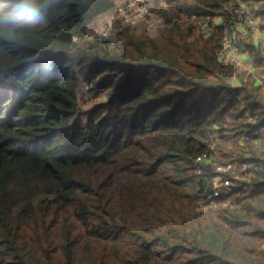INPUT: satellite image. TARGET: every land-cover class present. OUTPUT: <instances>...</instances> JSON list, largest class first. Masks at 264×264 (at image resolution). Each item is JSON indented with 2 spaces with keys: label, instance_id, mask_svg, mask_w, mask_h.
Segmentation results:
<instances>
[{
  "label": "trees",
  "instance_id": "trees-1",
  "mask_svg": "<svg viewBox=\"0 0 264 264\" xmlns=\"http://www.w3.org/2000/svg\"><path fill=\"white\" fill-rule=\"evenodd\" d=\"M36 2L13 20L19 0H0V264H264V46L233 15L264 0H158L162 47L87 39L114 0ZM183 18L215 33L191 41ZM74 65L104 96L86 123ZM229 164L237 191L209 202Z\"/></svg>",
  "mask_w": 264,
  "mask_h": 264
},
{
  "label": "rangeland",
  "instance_id": "rangeland-1",
  "mask_svg": "<svg viewBox=\"0 0 264 264\" xmlns=\"http://www.w3.org/2000/svg\"><path fill=\"white\" fill-rule=\"evenodd\" d=\"M114 1L115 7L109 13L97 17L92 21V23H90L86 35L87 39H94L101 35L107 36L110 39H114L117 33L123 32L125 28H130L136 37L149 38L155 40V42L160 47L163 46L160 43L165 40L163 30L166 28L168 23L158 12V9H160V5L157 3L158 0H150L148 3V7L151 8L155 13L154 16L140 20L135 24H129L130 27L126 24L123 15H127V12L130 10V8L133 5L138 4V0ZM139 3H142V1L139 0ZM243 9H245V17H243L240 21V23L242 22L240 29L242 30L243 37L246 38L248 33H252V40L256 44H261L264 46V16L258 13L259 6H243ZM209 21V19L183 18V20L178 23L191 25L195 33L194 39H191V41H194L197 39L201 40V37L207 38L211 34L215 33V30H213L214 28L207 25ZM220 23H222V18L220 19L215 17L213 20L214 26ZM225 37H227L228 40H233L235 42L236 40L233 37H229L227 35H223V37L221 38V49L227 50L228 53V55H226V63L235 64L239 71L246 73L249 72V75L252 77V79L259 80V78L261 77V74H259L261 70H259V68H257L254 63H252L251 58L245 51L239 50L243 49L242 45L239 48L236 47L235 50H231L227 47V44L224 41ZM74 67L76 68L77 94L80 109L82 112V121L83 123H86L91 110L98 103L104 101V96H96L93 93L89 92L91 88L90 84L86 83L83 74L80 70H78V66L74 65ZM99 118L100 115L97 116L94 120L98 121Z\"/></svg>",
  "mask_w": 264,
  "mask_h": 264
},
{
  "label": "built area",
  "instance_id": "built-area-1",
  "mask_svg": "<svg viewBox=\"0 0 264 264\" xmlns=\"http://www.w3.org/2000/svg\"><path fill=\"white\" fill-rule=\"evenodd\" d=\"M142 3H139L137 5H133L130 10L127 12V15H123V18L128 26L129 24H135L139 22L140 20H143L148 17H152L155 15L154 11L148 7V3L150 0H141ZM234 18L238 21V24H240V21L243 17H245V9L235 10ZM242 23V22H241ZM234 38V37H233ZM235 39V38H234ZM236 40V39H235ZM224 41L227 44V47L231 50H235L236 47H240L238 41L236 40H228L227 37L224 38ZM222 46V44H221ZM206 155L199 156L197 159L198 163L203 162L206 159ZM251 165L244 164L241 168L242 173H247L250 171ZM234 174L235 169L234 166L229 164L226 167H219L215 170V173L211 176V190L209 194L207 195V199L209 202L216 201L218 199L227 197L229 195H232L237 191L236 185L234 184V180H230L229 178H226V174L230 173ZM198 174H200V171H198Z\"/></svg>",
  "mask_w": 264,
  "mask_h": 264
},
{
  "label": "clouds",
  "instance_id": "clouds-1",
  "mask_svg": "<svg viewBox=\"0 0 264 264\" xmlns=\"http://www.w3.org/2000/svg\"><path fill=\"white\" fill-rule=\"evenodd\" d=\"M39 9V5L36 0H19L18 7L13 13L12 19L24 18L35 14Z\"/></svg>",
  "mask_w": 264,
  "mask_h": 264
}]
</instances>
